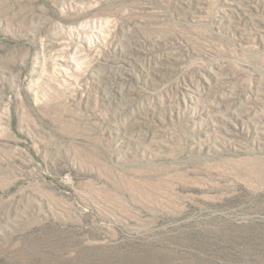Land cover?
I'll return each mask as SVG.
<instances>
[{
	"label": "rangeland",
	"instance_id": "374dc122",
	"mask_svg": "<svg viewBox=\"0 0 264 264\" xmlns=\"http://www.w3.org/2000/svg\"><path fill=\"white\" fill-rule=\"evenodd\" d=\"M0 264H264V0H0Z\"/></svg>",
	"mask_w": 264,
	"mask_h": 264
}]
</instances>
